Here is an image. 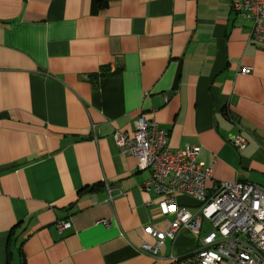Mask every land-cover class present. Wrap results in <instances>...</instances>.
Returning a JSON list of instances; mask_svg holds the SVG:
<instances>
[{"label":"crops","instance_id":"1","mask_svg":"<svg viewBox=\"0 0 264 264\" xmlns=\"http://www.w3.org/2000/svg\"><path fill=\"white\" fill-rule=\"evenodd\" d=\"M250 35L230 0H0V264H169L195 252L209 227L179 231L158 257L142 251L156 243L144 228L166 231L175 216L141 188L151 171L114 133L132 135L145 114L173 149L201 147L210 193L264 187V49Z\"/></svg>","mask_w":264,"mask_h":264},{"label":"built area","instance_id":"2","mask_svg":"<svg viewBox=\"0 0 264 264\" xmlns=\"http://www.w3.org/2000/svg\"><path fill=\"white\" fill-rule=\"evenodd\" d=\"M230 5L235 14L251 23L250 42L264 49V0H230ZM242 73L249 75L252 69L246 67ZM114 140L121 154L137 158L140 171H151V178L141 188L161 197L165 216H175L166 231L151 225L144 228L156 243L143 242V252L158 257L164 243L175 240L179 231L190 229L199 236L206 221L209 232L200 239V247L184 257L171 256L169 264H264L263 186L225 182L210 193L207 183L213 179V169L199 162L201 147L173 149L168 130L145 114L136 120L132 135L117 131ZM230 142L239 150L248 143L241 134L233 135ZM180 194L196 201L195 211L177 203ZM56 227L63 233L72 223L59 221Z\"/></svg>","mask_w":264,"mask_h":264},{"label":"trees","instance_id":"3","mask_svg":"<svg viewBox=\"0 0 264 264\" xmlns=\"http://www.w3.org/2000/svg\"><path fill=\"white\" fill-rule=\"evenodd\" d=\"M111 0H99V4H100V7L103 8V7H107L108 6V3L110 2ZM11 242V241H10Z\"/></svg>","mask_w":264,"mask_h":264},{"label":"rangeland","instance_id":"4","mask_svg":"<svg viewBox=\"0 0 264 264\" xmlns=\"http://www.w3.org/2000/svg\"><path fill=\"white\" fill-rule=\"evenodd\" d=\"M209 225L207 222H205V228L208 229Z\"/></svg>","mask_w":264,"mask_h":264}]
</instances>
